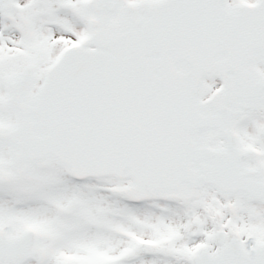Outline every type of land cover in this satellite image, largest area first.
Here are the masks:
<instances>
[{
  "label": "snow or ice",
  "instance_id": "snow-or-ice-1",
  "mask_svg": "<svg viewBox=\"0 0 264 264\" xmlns=\"http://www.w3.org/2000/svg\"><path fill=\"white\" fill-rule=\"evenodd\" d=\"M0 264H264V0H0Z\"/></svg>",
  "mask_w": 264,
  "mask_h": 264
}]
</instances>
